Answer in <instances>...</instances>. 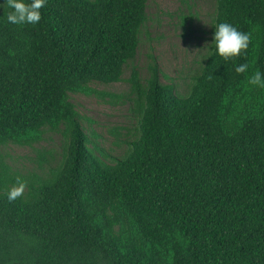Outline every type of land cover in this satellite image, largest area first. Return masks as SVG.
<instances>
[{"label":"trees","instance_id":"1","mask_svg":"<svg viewBox=\"0 0 264 264\" xmlns=\"http://www.w3.org/2000/svg\"><path fill=\"white\" fill-rule=\"evenodd\" d=\"M146 6L46 0L37 24L0 7V150L65 141L45 177L14 174L0 154V264H264V88L248 83L264 72V0H216L213 25L249 46L227 61L208 52L185 95L155 62L144 82L134 66ZM130 66L129 92L101 95L130 102L139 136L108 163L69 96L99 95L90 85Z\"/></svg>","mask_w":264,"mask_h":264},{"label":"rangeland","instance_id":"2","mask_svg":"<svg viewBox=\"0 0 264 264\" xmlns=\"http://www.w3.org/2000/svg\"><path fill=\"white\" fill-rule=\"evenodd\" d=\"M215 10L216 0H147L148 21L141 29L134 62L141 81L149 78L155 62L160 82L173 85L176 93L185 95L208 53ZM130 72L131 66L126 67L118 83L90 85L99 95L69 96L90 143L103 151L108 163L122 158L139 136L138 117L130 102L113 103L111 96L101 95L127 94ZM64 145L60 134L48 133L31 148L9 144L1 148L0 154L14 174L45 177L61 164ZM39 157L45 161L40 162Z\"/></svg>","mask_w":264,"mask_h":264},{"label":"clouds","instance_id":"3","mask_svg":"<svg viewBox=\"0 0 264 264\" xmlns=\"http://www.w3.org/2000/svg\"><path fill=\"white\" fill-rule=\"evenodd\" d=\"M46 0H4L0 7L7 5L11 10L7 15V21L11 24H37L41 20L40 9L45 5ZM214 34L209 45L208 52L211 57L215 53L225 61L238 57L249 46V35L238 30L227 22H220L213 25ZM208 57V58H209ZM248 69L247 64H240L236 67L237 73H244ZM248 83L255 87L264 88V72L256 71L248 80ZM18 192L10 193L9 198L14 199Z\"/></svg>","mask_w":264,"mask_h":264}]
</instances>
